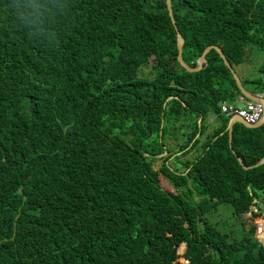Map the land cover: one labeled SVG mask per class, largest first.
Wrapping results in <instances>:
<instances>
[{
    "label": "trees",
    "instance_id": "1",
    "mask_svg": "<svg viewBox=\"0 0 264 264\" xmlns=\"http://www.w3.org/2000/svg\"><path fill=\"white\" fill-rule=\"evenodd\" d=\"M171 3L190 66L264 50V0ZM178 54L166 0H0V264H264L243 217L264 210V125L235 123L233 153L228 67ZM258 72L239 79L264 96Z\"/></svg>",
    "mask_w": 264,
    "mask_h": 264
},
{
    "label": "rangeland",
    "instance_id": "2",
    "mask_svg": "<svg viewBox=\"0 0 264 264\" xmlns=\"http://www.w3.org/2000/svg\"><path fill=\"white\" fill-rule=\"evenodd\" d=\"M246 50H247L245 53V55H246L245 60L246 61L244 60L243 63L239 67H237V66L235 67V71L237 72L239 78L241 79V81H243L244 84H245L244 78H247L251 81H258L261 79L260 73L258 72V67L262 63V61L264 60V50H261V49L255 48V47H250V48H247ZM245 88L250 92H254V84L251 86L249 84H247V85H245ZM238 105H241V104H238ZM207 120H208L207 121V127H206V129H204V133H203L204 136L203 135L200 136L202 140H205L206 136H208V135H209L208 138L211 136L210 134L213 132L214 127L216 126V123L218 122V121H216L217 117H215V115H210L207 118ZM184 132H186V130L181 125V126H179V128L177 130V134H174V135H172L171 133L167 134L165 136L166 139L164 140L165 146H169L171 148H177L179 146L181 147L185 142ZM199 135L200 134L198 133L197 137ZM165 152L166 151H164L163 154H166ZM160 155H162V154H159V156ZM192 155L193 154L191 152L190 154L186 155V158H188V156H192ZM153 164H154L153 165L154 172H159V169L162 166V160L161 159L156 160ZM169 164L172 166V160L169 162ZM161 180H163L162 177H161ZM253 211H254L253 214L248 213L247 215L243 216L244 218L248 219V220H245V228L248 229L253 224L254 226L259 225V227L261 226V229H263V226L258 223V220H260V222L264 221V210L262 208L254 207ZM230 215H231V213H230L229 209L222 208L220 213L216 214L213 217L214 220L220 225V229H221L222 233H227V231L230 228V226H229L231 223L230 222L231 221ZM222 224L225 225L224 228L222 227ZM258 234H255V235H258ZM261 234H260V236H261ZM179 250H184V249L180 248ZM181 256H183V255H181Z\"/></svg>",
    "mask_w": 264,
    "mask_h": 264
},
{
    "label": "water",
    "instance_id": "3",
    "mask_svg": "<svg viewBox=\"0 0 264 264\" xmlns=\"http://www.w3.org/2000/svg\"><path fill=\"white\" fill-rule=\"evenodd\" d=\"M166 3H167V7H169V14H170V17L172 19V22L177 30V47H178V51H179V54H178V60L180 62V64L185 67V69L190 72V73H195V72H199L203 69V65L204 64H207V54L209 51L211 50H216L220 56L223 58L224 60V63L226 64V66L228 67V70L230 71L235 83H236V86L237 88L239 89L240 93L246 97L247 99L249 100H254V99H260V97L258 96H255V95H252L250 92L246 91L242 85H241V81L239 79V77L237 76V74L235 73V71L233 70V67L231 66V64L229 63L226 55L223 53V51L218 47V46H214V45H210L206 48V50L204 51L203 55L201 57H199L198 59V64L196 67H192L190 66L188 63H186V61L183 59V47H184V44H185V39L184 37L182 36L181 32L179 31L178 29V26L176 25V21L174 19V15H173V8H172V3H171V0H166ZM263 99V102H264V98ZM235 123H240L242 124L244 127L246 128H249V129H252V128H258V127H261L262 125H264V118L263 120L259 123V124H256V125H249V124H246L245 122H243L240 118L238 117H231L228 124H227V127H226V130H227V133H228V140H229V146L232 150V146H231V137H232V130H233V125ZM233 153H235L234 150H232ZM237 160L239 161L240 165L242 166L243 169L245 170H248V169H251L253 167L249 166H245L243 165V163L241 162L240 158H237ZM264 163V158L258 163L256 164L254 167L256 166H259L261 164ZM260 232V228H259V231ZM258 234V233H256ZM256 239H259V241H261L263 243V241L261 240V236H260V233L258 235H255ZM264 244V243H263ZM184 249H186V246L184 244L183 246Z\"/></svg>",
    "mask_w": 264,
    "mask_h": 264
},
{
    "label": "built area",
    "instance_id": "4",
    "mask_svg": "<svg viewBox=\"0 0 264 264\" xmlns=\"http://www.w3.org/2000/svg\"><path fill=\"white\" fill-rule=\"evenodd\" d=\"M259 97L260 99L251 101L243 95H238L232 103L221 102V112L227 117H238L249 125L259 124L264 118V102L262 96Z\"/></svg>",
    "mask_w": 264,
    "mask_h": 264
},
{
    "label": "clouds",
    "instance_id": "5",
    "mask_svg": "<svg viewBox=\"0 0 264 264\" xmlns=\"http://www.w3.org/2000/svg\"><path fill=\"white\" fill-rule=\"evenodd\" d=\"M246 91H247V90H246ZM248 92H249V91H248ZM250 93H251V92H250ZM251 94H252V95H255V96H258V97H259V95H261L262 98H264V96H263L262 93H251ZM240 95H242V94H240ZM237 96H238V95H237ZM237 96H236V97H237ZM231 103H232V102H231ZM231 117H232V116H231ZM263 226H264V225H263ZM259 228H260V227H259ZM256 233H260V234H261V233H262L261 228H260V232L256 231L255 234H256ZM258 240H259V239H258ZM260 242H261V241H260Z\"/></svg>",
    "mask_w": 264,
    "mask_h": 264
},
{
    "label": "crops",
    "instance_id": "6",
    "mask_svg": "<svg viewBox=\"0 0 264 264\" xmlns=\"http://www.w3.org/2000/svg\"><path fill=\"white\" fill-rule=\"evenodd\" d=\"M245 90H246V89H245ZM251 93H254V92H251ZM215 117H216V116H215ZM216 121H218V120H216ZM200 122H201V120H200ZM217 123H218V122H217ZM217 123H216V125H218Z\"/></svg>",
    "mask_w": 264,
    "mask_h": 264
},
{
    "label": "flooded vegetation",
    "instance_id": "7",
    "mask_svg": "<svg viewBox=\"0 0 264 264\" xmlns=\"http://www.w3.org/2000/svg\"><path fill=\"white\" fill-rule=\"evenodd\" d=\"M256 231H259V227H258V229H256Z\"/></svg>",
    "mask_w": 264,
    "mask_h": 264
}]
</instances>
